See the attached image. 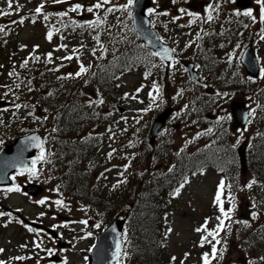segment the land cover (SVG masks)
<instances>
[{
  "label": "rangeland",
  "instance_id": "374dc122",
  "mask_svg": "<svg viewBox=\"0 0 264 264\" xmlns=\"http://www.w3.org/2000/svg\"><path fill=\"white\" fill-rule=\"evenodd\" d=\"M39 0H11L12 8L8 7L9 0H0V11L4 8L5 12L10 10L8 15H0V26H3L4 31L0 33V56L8 57L12 60L14 56H20L22 59L27 58L31 60L30 57H40L42 64L36 65L32 62V68H39L45 70L46 67H52L48 73H51L54 76L48 77L45 74V78L50 81V83L55 84L56 80L61 78L71 79L68 76L69 73L74 74V72L79 70L80 65L76 62L77 60L73 57L71 60L62 59L64 56L72 55L73 53L79 51H73L72 48L81 45L83 42V37L85 33L81 29H72L70 34L77 39V42H70L69 46L65 49L60 47L64 45L60 42L59 37L55 36L57 28L62 29V20L58 25H55L54 36L52 35L51 39L47 38V33L50 30V25L44 24L42 22L31 23L26 18L27 14L35 10ZM90 0H65L63 3L54 4L53 2L48 3L45 6V9H55L58 7L60 12L68 11V9L73 4H81L86 9ZM113 4H123L127 3V0H110ZM205 1V0H203ZM228 3L224 5V12L221 16H216V22L214 23L213 31L205 29L202 32V24L200 21L201 16H190L188 20H185L186 12H201L202 0H179L176 3H173L172 0H158L157 4L163 2L162 7L170 8V15L172 17L179 16V20L182 23L179 28H173L174 32L181 31L180 33V45L175 46L179 56L175 53L174 61L172 62L170 71H168V79H163L164 83H160L161 92L158 95L156 100H152L150 105H145L144 108L147 109V114L145 119L142 121H148V125L151 123L152 119L155 117L161 108L172 106L176 112H179V116L176 117V120L167 123L166 129L156 138V148H162L161 142L165 141L167 143V149L170 148H179L185 146L188 151L195 149L196 145L205 144L215 145L217 142H223L228 144L235 145V148L238 154L241 152V148L246 146L248 143V136L258 131L257 124L258 119L255 118V114L258 113L257 103L254 100V97L249 95L250 91H260L258 94L259 99H264V77L258 79L256 82L252 83L251 86H245V83L242 82L240 73L244 72L243 66L239 61V56L244 46L254 44L253 37H247L244 35L245 25H251V30L254 32L258 27V21L252 22V17L246 18L244 13L241 16H237L233 10L234 5L233 0H227ZM221 2V1H220ZM246 0H241V4H245ZM183 5V6H180ZM255 6V2L252 5V9ZM257 9L253 10V16H257L260 9V6L257 4ZM81 9L78 13L68 12L69 18H79L84 16L87 20H92L97 17L94 16L88 11ZM179 9H184L185 13H181ZM192 9V10H191ZM230 9L231 16L228 12ZM194 10V11H193ZM128 10V15L129 12ZM130 16V15H129ZM150 16V15H149ZM224 18L220 20L222 17ZM226 16V17H225ZM23 17V23H20V19ZM204 18V16H202ZM114 19V21H113ZM123 20L124 17H112L110 18L106 25L102 28L103 30L109 31L116 26L115 20ZM214 19V20H215ZM213 20V22H214ZM6 21V25H3V22ZM16 21V23H13ZM191 21V23H190ZM130 22V20L128 21ZM228 23L239 28V33L242 36V40L239 42L243 47L241 51L238 52L239 47L238 43L236 44L231 39V34L234 38L235 35L229 29ZM246 23V24H245ZM222 24L225 26L222 27ZM6 26H9V30H6ZM59 26V27H58ZM113 26V27H112ZM233 29V27H232ZM6 31L8 34L6 35ZM52 31V30H51ZM173 31L171 28V33L167 36L168 38H173ZM92 32L87 31V33ZM71 35L67 39L71 38ZM259 34L256 35L258 37ZM255 36V35H254ZM58 37V38H57ZM8 38V41L5 42L3 39ZM237 39V38H236ZM58 42V46L56 41ZM102 40L105 42V38ZM238 40V39H237ZM2 41H4L2 43ZM61 41H66L62 38ZM263 42V44H262ZM67 44V43H66ZM68 45V44H67ZM105 45H109L108 42H105ZM259 52L264 56V40L260 41ZM23 49H21V47ZM95 47H98V44H91V50ZM59 47V48H58ZM102 48V47H100ZM48 53H51V60L49 62ZM197 54H200L197 55ZM188 59H197V65H200L198 71L202 75L200 78V86L192 84L190 78L188 77L187 71L183 66V61ZM252 59V57H250ZM63 60V61H62ZM93 60V59H92ZM0 63L11 65L9 68L13 67V62L8 63L2 61ZM242 67V68H241ZM185 69V70H184ZM6 70L4 74H6ZM245 73V72H244ZM0 72V79L2 83L8 82V78H4ZM57 75V76H56ZM218 77V79H214ZM144 77H141V74L138 72H129L120 76L117 80L119 84H116L114 91L111 96H116V98H106L105 101L102 100L96 91L104 93L101 91V88H95L91 84L82 85L81 87V98L94 99V102L89 104L86 109L89 119L95 120L98 126L93 131L95 133L94 137L101 145L96 149L87 148L86 159H82V166L86 170V173L82 174V180L92 184V181L89 178V175L95 176L98 178L100 185L105 186L108 182L114 183V185L122 184L120 183L121 176L124 177V172L126 170L124 161L126 155L124 153V141L118 139V132L116 131V126L119 125L120 120L122 119L123 113L126 112L128 116H132L135 113V109H138L142 105V101L145 103L149 98V92L155 93L154 89H151L149 92L148 84L146 81H143ZM219 80L224 81L226 84L218 82ZM12 81H10L11 83ZM207 83V85H205ZM79 84V78L74 80L72 85L68 87L75 90L76 86ZM59 86V85H58ZM137 89H140L137 92ZM211 90L212 93H207V90ZM70 90V91H71ZM95 92V93H94ZM8 96L2 95L5 99L10 102L13 101L12 96L8 93V90L5 91ZM230 93H233L232 96H229ZM106 94V93H104ZM127 94V95H126ZM210 94L209 96H206ZM109 96L108 94H106ZM119 95L123 96V99L119 100ZM246 95L251 96L252 98L248 101V105L253 109L250 112L247 126L244 130H241L238 133L239 129L232 127V120L230 117V101L232 97L238 96L236 101L245 100ZM26 103L24 105H32L34 111L32 113L35 116H31V122L26 123L27 129L37 130L38 125L43 124L44 120V105L36 107L33 105V92H29L24 96ZM134 98H142L141 100ZM212 98L214 99L212 101ZM235 99V98H234ZM98 100L102 103H98ZM115 101H118L115 103ZM216 101V102H215ZM246 101V100H245ZM154 102H158L160 109L156 113L152 110V106L155 105ZM241 103V102H240ZM19 103L15 102V105ZM235 104V103H234ZM20 107H14L13 109H3L0 108V119H5L10 115L12 110L22 111L23 103L19 104ZM111 105H123L126 107L125 112H116V110L111 107ZM129 106V107H128ZM214 106V108H220L218 114L224 120L220 123V127L214 125L210 127L212 119L210 116H206L208 111L207 108ZM230 108V109H229ZM141 109V108H140ZM200 110L199 115L196 114ZM215 111L213 109H210ZM196 111V112H195ZM229 112V113H228ZM22 113V112H21ZM141 113V112H140ZM29 114V113H27ZM31 114V113H30ZM29 114V115H30ZM226 117V118H225ZM217 119V118H216ZM177 123V125H176ZM223 124H226L222 133L220 132ZM169 126V127H168ZM21 127L9 125V128H6L8 136L2 131L0 132V146L3 143H7L15 138L16 133L23 129ZM2 129V128H1ZM211 129V131H209ZM85 136V129H83ZM148 129L145 131L147 136ZM197 136L198 139L197 142ZM113 137H115L113 139ZM109 139L111 140L109 142ZM133 144H137L136 137H134ZM252 143V141H251ZM112 146L114 153L111 155L107 154L108 148ZM116 147V151H115ZM246 150H244V153ZM203 155V153H202ZM152 158L161 160L163 157L157 155H152ZM67 159H74V155H69ZM207 165L202 172H192L188 175L181 185L174 192L175 197L172 198L171 203L168 207V214L163 217L166 227H169L171 231L168 230L164 237V248L167 257L173 256L175 260H171L172 263L178 264L179 261L186 260V262H196L203 264V254L209 253V264H212L214 260H223L224 264L227 262L238 263V264H254L252 261L253 254H247L246 250V228L245 225H249L252 219L256 220L264 211V188L258 187L254 182L253 173L242 171L241 175L243 176V192H236L234 194L235 204L230 205L227 200H224V191L221 195V199L224 201V208L227 211L229 208L232 209L230 213V219L225 220L226 227L220 231L219 235L213 239V237L208 236V233L205 231L197 232L196 229L200 228L204 224L205 219L208 220L207 229L212 231L215 229L217 223L219 222L216 217L220 216L219 205L214 203V198L217 191V186L219 185L221 179L226 183V173H232L234 169L229 166L225 167V163L219 160H211L213 163ZM156 165L155 161H148L147 159L138 160V157L132 159V167L129 172L128 187L137 190L141 185L137 183V176L142 173V171L148 165ZM164 165L156 168L157 171H162ZM81 168V167H80ZM225 168V169H224ZM37 174L34 175L40 180L38 182L32 181L34 183H39L44 186V190L37 196L32 197L25 195L21 192L18 186H14L12 191L2 190L0 191V211L9 210L10 216L15 213V211L21 213L22 215L28 218H38L45 219L47 222L54 221L56 225L62 227L63 229V238L64 241L71 242L73 247L69 249H61L60 252L65 256V262L61 264H82L85 259V253H87L91 243L94 241L95 235L101 231L103 226L108 223V218H104L101 214H97L93 217V214L90 212V206L70 198L67 194L64 196V199L59 198L56 189L54 187L53 180L46 181L49 177L46 169L37 168ZM137 174L135 175V172ZM32 175L25 174L24 176H15L17 182H29V178ZM26 178V179H24ZM94 181V180H93ZM251 183V187L248 185ZM133 185V186H131ZM19 189L18 191L16 189ZM120 190H124V184L120 187ZM244 192L247 197L245 196ZM228 199L229 194L225 195ZM45 200L43 204L37 203V201ZM56 200L63 201V207L55 203ZM41 213H45V218H42ZM94 213V212H93ZM256 213L255 216L252 214ZM37 215V217H36ZM115 218L112 217V219ZM87 221V224L80 223V221ZM111 220V219H109ZM15 222L13 225L2 226L0 224V247H4V251L0 255L1 257L7 253H16L21 249L25 252L26 248H22V243L25 240L30 247L29 235L25 234L23 227L18 225ZM96 225H99L97 227ZM241 229L240 238L236 237L237 230ZM229 229L233 230V234L229 232ZM91 233L92 235H87ZM235 235V236H234ZM36 237L40 240L42 236ZM201 237H207L211 243H215V240H219L220 243L216 244L217 255L215 257L211 256V243H201ZM22 239H25L24 241ZM63 240V239H62ZM32 246V245H31ZM17 247L19 250H17ZM29 249V248H28ZM48 249L45 250L47 255ZM171 256V258H172ZM222 263V264H223ZM258 261L256 262V264ZM129 264H137L134 259L131 260ZM139 264V263H138ZM181 264V263H179Z\"/></svg>",
  "mask_w": 264,
  "mask_h": 264
},
{
  "label": "trees",
  "instance_id": "16d2710c",
  "mask_svg": "<svg viewBox=\"0 0 264 264\" xmlns=\"http://www.w3.org/2000/svg\"><path fill=\"white\" fill-rule=\"evenodd\" d=\"M1 11L5 12L4 8ZM37 21H40V19ZM63 23H68L64 27L65 29L70 26V20L67 17H65ZM5 29L8 30L7 28ZM7 34L8 32L6 31ZM63 35L64 32H61L59 39H62ZM234 35L238 40L241 39L237 34L234 33ZM108 38L112 39V41L115 39L111 34ZM236 38L232 37V39ZM3 40L5 42L8 41L7 38ZM119 49L123 50L120 52L116 51L115 44H113L105 50L92 52L91 54L85 50L81 62L87 68V71L81 76H72L71 79L61 78L56 80L53 85L50 81L45 80L47 77L41 80L37 74L31 82L26 78L22 81L23 89L19 88V85L22 80V72L26 70V65L21 67L24 61L18 60L17 56L12 57V60L8 57L0 56V62L14 63L13 72L15 75H12L14 83L12 87L20 93L21 97L25 95L28 87H31L35 94H39L41 98V100L36 99L35 102L39 105H44L42 125V129L45 131L44 151L46 150V155L47 152L49 155H45L44 160H37V163L38 167L47 170L49 177L46 181L53 180L56 191H59L62 196L67 194L70 198L84 204L86 203L94 214L97 215L99 213L104 218H108V221L120 211L122 212L128 205L127 203L133 200V206L131 209L129 208L127 232L122 249L124 262L129 264L134 259L137 264H174L164 251V237L168 231L163 220V217L168 214L167 210L174 197V192L185 176L195 172V170H204L206 164L210 163L206 160H210L211 155H218L222 149L228 152L224 149L228 147L224 146L226 143L216 141L215 145L205 144V146L196 147L192 151L187 149L176 150L174 148L167 149V143L162 141V148H157V150L164 152V156H159L163 158L157 160L156 158L151 159L150 148L147 150V146L145 148L139 146L137 150L139 159L141 160L144 156L148 161H155L158 166L149 164L144 169L140 179L142 184L137 190H133L132 187L129 188L130 186L128 187V179L125 180L123 191L120 190L121 186L119 185H116V187L110 184L100 185L98 178L92 175H89L92 184L84 182L81 176L86 173V170L82 166V159H86L87 148L94 150L101 144L94 137L96 132L93 133L98 124L95 120L89 119L88 113H86L87 106L96 102H94L93 98H81L80 90L82 85L91 84L95 88L100 87L101 91L109 95L96 91L100 98L105 101L106 98H116V96L111 95L116 84L119 83L117 81L118 76L130 69H139L144 73H150V80L153 83L156 81L158 73H164V69L161 67H157L154 70L147 63H143L144 60L151 58L149 50L141 47L136 52L130 53L124 50L127 48L120 47ZM197 55L200 56V54ZM47 71L49 70H39L38 73H47ZM27 72L29 74L30 69ZM4 75L6 76L7 74ZM77 78H79V84L73 91L68 86L72 85ZM153 83L148 86L149 89L153 87ZM15 91L13 93L17 96ZM119 100H122L120 95ZM111 107L115 109V106L111 105ZM213 108L214 106H210L208 110ZM261 112L263 114L256 117L259 121L257 124L258 131L250 134L253 143L251 149H249L250 154L246 158V162L247 172L253 173L255 184L264 188V107L261 108ZM23 116V113H14V116H7V118L0 120V124L7 125L11 123L13 126H21L31 122L26 116L25 118ZM225 126L226 124H223L221 127V133ZM53 129H56V131H53ZM83 129H85V136L80 135L81 133L84 134L82 132ZM117 129L124 136L125 143H133V137L131 136L134 134V136L138 137L136 132L138 129L139 133L143 134L142 126L138 127L136 120L131 116L123 117ZM19 133L20 131L16 134ZM72 154L74 159H67ZM127 162L132 165L131 161L128 160ZM212 163L213 161H211ZM162 165L165 166L164 169L157 171L156 168ZM233 167L234 171L232 173H226L224 191V200H227L230 205L235 204L234 194L240 191L243 192L244 187L243 176L241 175L242 167L237 163ZM136 174L137 171L135 172ZM226 194H229L232 199L230 200L229 197L227 199ZM244 194L246 197L249 195H246L245 192ZM258 216L256 220L252 219L249 225H245V228L247 227L245 229L247 233L244 238L246 241L245 252L254 255L252 257L254 264L257 261V264H264V259H262L264 258V211ZM241 229L237 230L236 237L238 240L241 239ZM229 232L231 235L233 234L232 229H229ZM222 263L223 260L219 262L214 260L212 262V264ZM189 264H196V262ZM227 264L238 263L227 262Z\"/></svg>",
  "mask_w": 264,
  "mask_h": 264
},
{
  "label": "water",
  "instance_id": "95a60500",
  "mask_svg": "<svg viewBox=\"0 0 264 264\" xmlns=\"http://www.w3.org/2000/svg\"><path fill=\"white\" fill-rule=\"evenodd\" d=\"M149 5L148 0H136L134 4V20H136L135 27L140 33L141 39L145 44L152 49L157 51H162V49H170L169 46L163 44L156 36L150 31L146 25V17L141 16L142 11L145 6ZM250 50L244 52L245 59ZM250 53H252L250 51ZM171 57V51H169ZM166 61L170 59L163 57ZM191 64H187V67L191 69ZM247 68H250L251 65L246 64ZM191 75L197 79L196 73L191 71ZM6 102L0 99V106L4 105ZM237 107H233L237 112L235 117L240 120V124L243 125L245 119V111L240 109L243 108L242 104L235 103ZM168 110L163 111L159 117L154 121L151 131H150V141L153 140L155 135L158 133V130L162 127L163 122L162 118L166 119ZM157 123V124H156ZM35 137L36 139H31ZM42 144V137L39 132H32L24 136H19L15 138L13 143L4 144L0 148V185H8L12 183L11 173L16 170H27L30 168V163L35 159V156L40 149ZM22 189L27 191L31 195H37L42 191V186L34 183L23 185ZM29 222L32 226L38 227L39 224L34 222ZM123 220L115 219L113 220L100 234L97 235V239L93 244L91 251L88 256L87 264H115L118 259L116 255L115 259L113 258L114 253H117L116 244L119 242L121 245V234H122ZM53 236H56V233L53 230H49ZM120 250V248H119Z\"/></svg>",
  "mask_w": 264,
  "mask_h": 264
},
{
  "label": "snow or ice",
  "instance_id": "6c2138e0",
  "mask_svg": "<svg viewBox=\"0 0 264 264\" xmlns=\"http://www.w3.org/2000/svg\"><path fill=\"white\" fill-rule=\"evenodd\" d=\"M52 2H53L54 4H59V3H63V2H65V0H52ZM134 2H135V0H127V3H126V4L121 5V6H119V7L123 8V9H130L131 6L134 4ZM175 2H176V0H173V3H175ZM256 2H257V4L260 6V9H259V11H260L259 20H260L261 22H264V0H256ZM109 3H110V0H96V3H94V4L90 5V6H88L86 9H84V6L81 5V4H74V5H72V6L68 9V11L60 12V13H56L55 15H57V16H67V15H68V12H77V11H80L81 9H84V10L88 11L89 13H91V12L94 11V9H102V8H104V6H105L106 4H109ZM12 6H13V5H12V3H11V0H9L8 7H9V8H12ZM43 8H44V3L42 2L41 4H39V5L35 8V13H36V14H40V13H42ZM115 8H116V6L113 5L112 7H109V8H107V9H105V12H112V11L115 10ZM179 11H180L182 14L185 13V10H184V9H179ZM147 12H148L149 15H152V14H154V13H157V10H156L155 8H149V9L147 10ZM8 14H10V13L0 11V15H8ZM157 14L168 15L167 12H164V13H157ZM129 15H131V12H129ZM187 15H189V16H193V17H194L196 14H195V13H191V12H189V13H187ZM244 15H246V16H252V11H251V10H248V11H246V12L244 13ZM179 18H180L179 16L172 17V19H173L174 21H175V20H178ZM207 18H208V20H211V19H212V16L209 14V16H208ZM252 18H253V21L255 22L256 17L253 16ZM44 19H45V20L48 19V15H47V14L44 15ZM19 22H20V23H23V22H24V21H23V17H21V19H20ZM13 23H16V21H13ZM100 23H102V21H101L99 18H97V20H96L95 22H93V21H87V22H85V24L88 25V26H90V27H92V26H97V25H99ZM190 23H191V21H190ZM0 31H4L3 26H0ZM47 38H48V39H51V38H52V31H51V30H49V32L47 33ZM96 39H98V37H97ZM60 47H66V45H60ZM101 47H103V45H101ZM73 51L75 52V50H73ZM169 51L174 52L175 49L169 50V49H166V48H165V49H162V51L152 52L151 55H152V56L161 55L162 58H163V57H167V58L170 59L171 57H170V55H169ZM51 55H52L51 53H48L49 62H50V60H51ZM35 59H39V57H35ZM62 59L71 60V59H73V56H72V55H69V56H67V57H62ZM26 64H27V60H25L24 64H22L21 67H24ZM86 71H87V68H86L84 65L81 64L80 67H79V70H78L74 75H75L76 77H79V76H81V75H82L84 72H86ZM149 74H150V73H146V76L149 75ZM9 75H15V73H14V72H13V73H9ZM72 75H73V74H71V73L68 74L69 77H71ZM153 89H154L155 92H156V96H154L152 92H149V96L152 97V99L155 101L156 98H157V96L159 95V92H160V89H159V87L155 84V82L153 83ZM139 91H140V89H137V92H139ZM126 95H127V94H126ZM98 103H102V101H98ZM15 107L19 108L20 105L17 104V105H15ZM144 111H147V109H145ZM53 131H56V129H53ZM209 131H211V129H209ZM31 139L34 140V139H36V138L33 137V138H31ZM109 155H111V153H109ZM44 158H45V156H44V151H43V148H41V153H40V155H39L36 159L32 160V162H31L32 167H31V168H28L27 170H28L32 175H36V174H37V171H36V167H35V166H36L37 160H44ZM125 167H127V165H126ZM123 182H124V181H120V183H123ZM182 186H183V185H181V187H182ZM113 187H116V185H113ZM248 187H251V183L248 185ZM224 188H225V182H224L223 179H221L219 185L217 186V191H216V195H215V198H214V203L217 204V205H219V211H220V213H221L220 216H217V217H216V219H217L219 222L217 223L215 229L212 230V231H208V229H207L208 220H207V219H205L204 224L201 225L200 228H197V229H196L197 232H201L202 230L205 231V232H207V233H208V236L213 237V239H215V238L219 235L220 231L223 230V229L226 227V225H225V220H226V219H230V213H231V211H232L231 208H229V209L226 211L225 208H224V206H223V205H224V201L221 199V195H222V192H223V189H224ZM12 190H13V189H11V188L8 189V191H12ZM16 190L18 191L19 189L17 188ZM177 192H179V189H177ZM229 199H230V200L232 199L230 195H229ZM44 202H45V200L37 201V203H40V204H43ZM55 203H56L57 205L62 206V207L64 206L62 200H56ZM3 215H5V214H4L3 212H0V216H3ZM41 215H43V213H41ZM252 215L255 216L256 213H253ZM80 223L87 224V221H86V220H84V221H80ZM96 226L99 227V225H96ZM25 227H28V226L25 225ZM28 230H29V231H33V229H31V228H29ZM169 231H171V229H169ZM87 235L90 236V235H92V234H91V233H87ZM201 243L204 244V243H211V242L207 239V237H201ZM218 243H220L219 240H215V243H211V256H212V257H215V256L217 255V251H218V250H217L216 244H218ZM36 246L39 247V245H36ZM116 248H117V253H114V255H113V258H114V259H115L116 255L119 254V248H120V244H119V242H117V244H116ZM89 250L91 251V249H89ZM3 251H4L3 249H0V252H3ZM48 251L51 252L50 249H49ZM15 259L23 260L24 257H16ZM172 259L175 260V257H173ZM262 259H264V258H262ZM0 264H5V262H4V261H0ZM203 264H209V253H204V254H203Z\"/></svg>",
  "mask_w": 264,
  "mask_h": 264
},
{
  "label": "flooded vegetation",
  "instance_id": "af4514ba",
  "mask_svg": "<svg viewBox=\"0 0 264 264\" xmlns=\"http://www.w3.org/2000/svg\"><path fill=\"white\" fill-rule=\"evenodd\" d=\"M250 1H251L250 6L248 8H245V9L234 4L236 6V7H233V10H234L235 14L237 16H241L242 13H245L246 11L251 10L252 11V16L251 17H253V10L257 9L256 8L257 7V2H256V0H250ZM254 2H255V6L252 9V5H253ZM226 3H228L227 0H205V1L202 0V8H201L200 16H209V14L211 16H221L222 12H224V8L223 7H224V5ZM220 4H222V9L223 10H221V8L218 6ZM216 5H217V7H216ZM226 12H228L230 14V16L232 15L230 9L228 11H226ZM259 15H260V13H258L257 16H254V17H256L255 20L258 21L257 29L254 32H252L251 25H248V24H246V28L248 30V37H253V39H254V41H253L254 44L252 43L251 45L261 55L262 52L258 51L259 50L258 47L260 46L259 45L260 41L264 40V22H261L259 20ZM244 17L249 18V16H244ZM252 22H254L253 19H252ZM257 34H259L258 37H256ZM262 44H263V42H262ZM7 128H9V127H7ZM0 190H2V188H0ZM16 216H17V218H19L18 214H16ZM19 220H20V218H19ZM20 222L24 224V222H22L21 220H20ZM13 223H15V222H13ZM48 223H51V225H53L52 221L48 222ZM17 224L19 225V223H17ZM24 225H26V224H24ZM43 225L46 226V227H51V225H49V224H43ZM23 230H24L25 234L28 235L29 230L27 229V227H23ZM37 231L45 233V230L43 228H38ZM57 232H59L58 233V238L50 239L49 241H51L52 243H51V245L49 247H47V248H46V246L44 247L43 243L39 244V247L36 246V247L33 248L32 256L29 255V249H28L29 246H28L27 241L25 239H22L23 241L25 240V242L22 243V245H20V246H23L22 248H26L25 252H23L22 249H21L20 255H19V251L16 252V253H10L9 252L7 254H4L2 257L0 256V261H4L5 264H56L55 262H51L52 260L50 259V257L48 255L45 256L44 254H45V250L46 249H48V250L50 249L51 250L50 254H54L56 252H59L58 249L55 246H56L57 240L60 239L61 236L63 235V230L60 228L59 230H57ZM69 246H70V248L72 247L70 245V243H69L66 246H64V248L65 247H69ZM0 249L4 250V247H0ZM17 250H19L18 247H17ZM1 254H2V252H0V255ZM16 257H24V259L23 260H18V259H15ZM61 260H62V257L60 258L59 262Z\"/></svg>",
  "mask_w": 264,
  "mask_h": 264
}]
</instances>
